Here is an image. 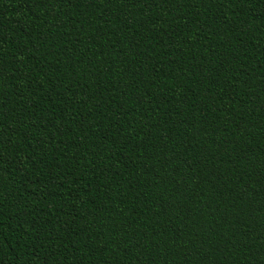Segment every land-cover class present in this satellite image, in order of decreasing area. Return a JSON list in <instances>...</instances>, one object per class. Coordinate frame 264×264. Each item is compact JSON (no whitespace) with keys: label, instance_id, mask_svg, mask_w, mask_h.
<instances>
[{"label":"trees","instance_id":"16d2710c","mask_svg":"<svg viewBox=\"0 0 264 264\" xmlns=\"http://www.w3.org/2000/svg\"><path fill=\"white\" fill-rule=\"evenodd\" d=\"M0 264H264V0H0Z\"/></svg>","mask_w":264,"mask_h":264},{"label":"snow or ice","instance_id":"6c2138e0","mask_svg":"<svg viewBox=\"0 0 264 264\" xmlns=\"http://www.w3.org/2000/svg\"><path fill=\"white\" fill-rule=\"evenodd\" d=\"M243 2V0H241V3ZM229 3H231V0H229Z\"/></svg>","mask_w":264,"mask_h":264}]
</instances>
